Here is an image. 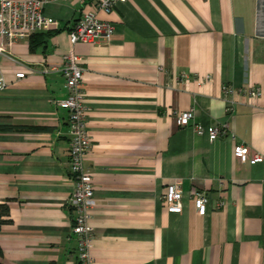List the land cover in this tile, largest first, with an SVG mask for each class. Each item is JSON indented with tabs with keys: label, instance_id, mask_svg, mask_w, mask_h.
Masks as SVG:
<instances>
[{
	"label": "crops",
	"instance_id": "1",
	"mask_svg": "<svg viewBox=\"0 0 264 264\" xmlns=\"http://www.w3.org/2000/svg\"><path fill=\"white\" fill-rule=\"evenodd\" d=\"M93 7L46 1L42 13L57 25L32 32L33 47L28 36L0 53V202L9 218L0 264H78L67 110L55 103L66 93L58 69L69 49L82 67L91 264H264V161L232 154L238 141L264 144V96L222 92L264 87V0H123L95 9L113 25L108 38L71 44L68 27ZM189 107L194 121L226 122L232 137L176 125L174 112ZM168 182L181 188L179 212L164 208ZM192 188L207 196L202 214Z\"/></svg>",
	"mask_w": 264,
	"mask_h": 264
},
{
	"label": "built area",
	"instance_id": "2",
	"mask_svg": "<svg viewBox=\"0 0 264 264\" xmlns=\"http://www.w3.org/2000/svg\"><path fill=\"white\" fill-rule=\"evenodd\" d=\"M50 0H0V53L6 52L3 45L12 41L28 37L32 32L43 27L55 26V18L42 13L43 3ZM53 1V0H52ZM123 0H94V7L82 11L67 29L69 42L91 41L102 36L108 38L113 32V25L109 20L98 18L95 9L109 11L117 2ZM9 58L14 59L8 52ZM51 68H55L51 66ZM26 70L31 68L26 66ZM64 79L65 96L56 100V105L67 110L68 151L67 170L71 180V191L67 203L74 209V216L70 230L76 237V256L78 264H91L90 249L92 247V227L88 223L89 208L95 203L88 169L83 166V158L89 147V136L84 124V104L80 88L81 65L78 55L69 49L62 55V62L58 69ZM24 75V70L14 73L15 77ZM205 78L208 76L205 74ZM5 86L0 71V89ZM222 92L227 94L240 93L249 97L264 96V87L249 85L241 87L223 86ZM176 125L185 126L190 122L195 133H205L209 140L217 134L232 133L227 123L202 124L193 120L192 108L179 109L173 114ZM191 120V121H190ZM232 154L241 162L254 164L264 161V144L255 150L238 141L232 145ZM195 210L202 214L206 210L207 196L203 191L195 188L190 190ZM164 208L168 212L181 210L182 192L177 182H168L162 192Z\"/></svg>",
	"mask_w": 264,
	"mask_h": 264
},
{
	"label": "trees",
	"instance_id": "3",
	"mask_svg": "<svg viewBox=\"0 0 264 264\" xmlns=\"http://www.w3.org/2000/svg\"><path fill=\"white\" fill-rule=\"evenodd\" d=\"M32 36V34H30ZM29 35V47H33L35 45V39H33L31 36ZM9 220L8 218V208H7V204L4 202H0V225L2 223H5Z\"/></svg>",
	"mask_w": 264,
	"mask_h": 264
}]
</instances>
